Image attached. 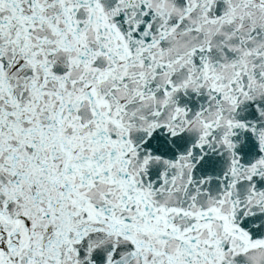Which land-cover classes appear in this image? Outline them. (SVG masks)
I'll use <instances>...</instances> for the list:
<instances>
[{"label":"snow or ice","instance_id":"6c2138e0","mask_svg":"<svg viewBox=\"0 0 264 264\" xmlns=\"http://www.w3.org/2000/svg\"><path fill=\"white\" fill-rule=\"evenodd\" d=\"M0 264H264V0H0Z\"/></svg>","mask_w":264,"mask_h":264}]
</instances>
